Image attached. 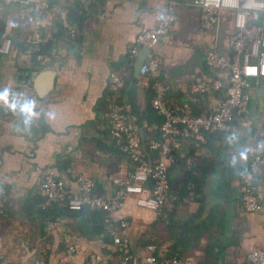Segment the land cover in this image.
I'll use <instances>...</instances> for the list:
<instances>
[{
  "label": "crops",
  "instance_id": "0c3cea01",
  "mask_svg": "<svg viewBox=\"0 0 264 264\" xmlns=\"http://www.w3.org/2000/svg\"><path fill=\"white\" fill-rule=\"evenodd\" d=\"M177 21L156 46L162 65L164 101L171 107L187 102L193 116L220 105L224 90L191 100L196 81L225 86L226 75L204 66L208 51L229 55L223 18L218 38L201 27L195 0H172ZM168 0H46L42 28L46 42L39 53L47 61L25 55V39L33 28L29 8L0 4V41L12 39L8 57H0V87L24 89L37 106L32 124L17 113L0 112V264H65L68 236L78 263L95 256L116 264L109 226L119 217L128 222L125 237L133 251L154 243L163 257L176 251L196 264H248L247 254L264 247L261 214H247L239 185L248 169L249 149L264 128V92L248 82L245 114L229 129L183 142L168 168L172 200L157 213L136 208L128 198L110 221L94 212L53 206L41 210L39 184L52 170L69 194L74 177L87 175L94 195L109 199L130 165L115 149L106 113L113 100L124 105L131 121L148 106L149 80L136 75L129 60L135 36L154 28ZM110 74L123 78L119 93L107 88ZM262 84V83H260ZM264 198V188H261ZM167 258V257H165Z\"/></svg>",
  "mask_w": 264,
  "mask_h": 264
},
{
  "label": "built area",
  "instance_id": "2783aa9c",
  "mask_svg": "<svg viewBox=\"0 0 264 264\" xmlns=\"http://www.w3.org/2000/svg\"><path fill=\"white\" fill-rule=\"evenodd\" d=\"M4 6L17 5L29 8L32 13L33 28L25 39L24 53L38 62L47 61L39 53L46 42L42 28L46 18V0H0ZM194 6L200 9L201 27L211 35L213 43L223 18L230 17L229 30L226 34V47L229 55L208 51L204 55V66L212 73L226 75L223 86L216 81H196L190 88V101L199 96L224 90V98L214 110L199 116H193L189 104L183 103L171 107L164 101L166 88L160 81L161 59L156 52L159 41L166 36L177 21L176 5L168 0L161 12L159 23L152 29L140 31L134 38L129 50V60L134 61L142 49L147 50L146 57L139 70V76L153 81L154 95L150 107L162 118L160 124H136L125 114L124 105L113 100L106 113L109 133L115 146L127 159L130 169L123 180H113L116 189L109 199L94 195V184L85 174H77L74 179V191L69 194L52 170L46 171L39 184V193L43 197L41 210L53 206L65 207L69 211H81L86 208L106 214L109 223L113 214L121 208L126 199L131 198L136 208L157 214L172 200L169 193L168 168L174 163L176 154L183 142L200 140L203 135L212 132H224L235 117L246 113L250 97L246 94L248 82L255 83L264 92V0H195ZM13 48L12 39L0 41V57H8ZM262 83V84H260ZM125 82L116 74H110L107 88L111 93H119ZM6 99H0V112L4 116L20 114L32 124L34 116H28L22 108L33 103L24 89L3 90ZM157 132L155 139L143 142V132ZM248 169L242 174L239 185L242 208L247 214H261L264 230V128L258 141L249 149ZM1 214V206H0ZM115 226H109L116 264H196L191 258H164L154 244L147 245L140 252L133 251L125 230L128 222L119 217ZM68 262L65 264H106L95 256H89L82 262H74L75 248L70 238L65 236ZM248 264H264V247L257 246L247 254ZM34 264H46L39 260Z\"/></svg>",
  "mask_w": 264,
  "mask_h": 264
},
{
  "label": "trees",
  "instance_id": "16d2710c",
  "mask_svg": "<svg viewBox=\"0 0 264 264\" xmlns=\"http://www.w3.org/2000/svg\"><path fill=\"white\" fill-rule=\"evenodd\" d=\"M160 81H161V79H160ZM149 87H150V94L151 95L149 96V99H148V106L146 107V109L143 110L142 117H139V118L135 119V121H133L136 124H140L142 121L146 122L147 124H151V123L160 124L162 122V118L159 115L156 114V112L150 107V104H149V101H150L151 97L154 95L153 81L152 80H149ZM116 102H119V101L116 100ZM125 114L127 115L126 111H125ZM128 118H129V116H128ZM129 120H130V118H129ZM212 133H214V132H212ZM142 135H143V142L146 143L150 139H155L156 136H157V132H155V131L143 132ZM112 143H113L115 149L118 150V148L115 146L113 140H112ZM83 210H86V211H89V212H91V211L94 212L97 216L100 217V219H102L103 216H104L103 212L89 210V209H86V208L82 209L81 211H83ZM149 244H154V243H152V242L143 243L142 246L139 244V247H140L139 249L143 250ZM165 257H167V258L174 257V258H177V259H185L188 256L179 255V253H177L176 251H172L171 255H168V256H165Z\"/></svg>",
  "mask_w": 264,
  "mask_h": 264
},
{
  "label": "clouds",
  "instance_id": "9594fccd",
  "mask_svg": "<svg viewBox=\"0 0 264 264\" xmlns=\"http://www.w3.org/2000/svg\"><path fill=\"white\" fill-rule=\"evenodd\" d=\"M6 96H7V92L0 94V99H6ZM33 107H34V104L29 103L22 108V111L25 112L28 116H34L36 115V113L32 110Z\"/></svg>",
  "mask_w": 264,
  "mask_h": 264
},
{
  "label": "water",
  "instance_id": "95a60500",
  "mask_svg": "<svg viewBox=\"0 0 264 264\" xmlns=\"http://www.w3.org/2000/svg\"><path fill=\"white\" fill-rule=\"evenodd\" d=\"M146 54H147V50L142 49L140 51V54H139V56H138V58L136 60V64H135L136 75H139V70H140V67L143 64V61H144V59L146 57Z\"/></svg>",
  "mask_w": 264,
  "mask_h": 264
}]
</instances>
